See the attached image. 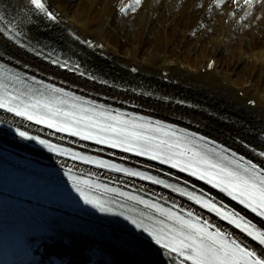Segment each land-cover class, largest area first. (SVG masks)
Listing matches in <instances>:
<instances>
[{
    "label": "snow or ice",
    "instance_id": "6c2138e0",
    "mask_svg": "<svg viewBox=\"0 0 264 264\" xmlns=\"http://www.w3.org/2000/svg\"><path fill=\"white\" fill-rule=\"evenodd\" d=\"M231 2L244 11L241 19L253 16L257 7L264 10V0H243L242 6L240 0ZM227 3L228 0H215L213 7H224ZM140 4L141 0H134L135 6L126 5L121 0L117 11L121 15H127L129 10L135 12L136 6ZM231 14L235 15V10ZM61 22L60 13L53 10L50 0H19L16 4H9L0 9V37L41 57L42 50L31 46L34 39L31 35L33 28L39 29L43 26L51 30L52 26H58ZM69 35L87 48L104 47L93 40L82 38L74 31H70ZM39 43L37 40V44ZM50 56L51 53L48 58L50 64L78 72L88 80L97 81L96 76L81 71L79 63L70 65L66 60L50 59ZM16 63L20 64V61L17 59ZM29 67L26 62L23 64V68ZM208 67L212 68L213 65L209 64ZM131 71L137 72L138 69L132 68ZM99 82L104 85L109 83L107 80ZM145 95L151 96L152 93ZM249 103L254 104L255 101ZM0 109L19 117L22 121L42 125L54 133L67 134L80 141H91L94 145L103 146L97 147L96 152H103L104 147L118 149L119 152L131 154L133 157H143L147 161L167 165L169 169L177 170V173H186L188 177L211 185L260 218V223H254L234 209H227V206L218 203L215 197L204 193L203 190H200L201 194H197L189 189V181H181L179 175L163 172L162 175L169 179L162 178L161 174L154 175L153 171L160 173L161 170L151 164L126 166L124 163L75 151L39 135H32L27 130V125L24 128L15 127V133L19 137L35 141L59 157L95 165L125 177L148 181L169 189L172 193H178L207 212L214 213L242 234L237 236L234 232H225L209 219L197 214L194 209H185L175 202L166 207L168 201L163 194L157 195L155 200L145 199L135 192H126L106 184H94L91 180L73 175L72 168L67 169L65 175L72 182V188L79 194L83 203L91 205L101 213L124 215L123 212H114L110 201L90 195L93 187H102L126 201L153 210L156 216H145L142 213V218L125 216V219L151 237L164 251L167 264H264V144L253 147L250 143H244L243 139L238 141L254 157L246 158L231 146L217 143L197 132L179 128L163 120H154L149 116L122 111L110 104L77 95L76 92L46 82L45 79H38L35 74L28 76L19 70H7L5 64H0ZM60 139L63 140V137ZM109 155L114 156L115 153ZM119 159L128 161L129 157L122 155ZM61 166L67 167L65 164ZM173 180L176 182H172ZM191 188L195 189V184H192ZM161 199L165 201L164 204L159 202ZM145 219L149 223H145ZM120 243L124 247H135L131 240H121Z\"/></svg>",
    "mask_w": 264,
    "mask_h": 264
},
{
    "label": "bare ground",
    "instance_id": "6f19581e",
    "mask_svg": "<svg viewBox=\"0 0 264 264\" xmlns=\"http://www.w3.org/2000/svg\"><path fill=\"white\" fill-rule=\"evenodd\" d=\"M120 1L50 0V3L62 17L61 26L70 28L82 38H93L104 45L105 57H90L91 62L107 65L124 80L131 77L127 68L136 64L142 81L138 83L148 86L150 93L151 86L161 90L174 85L164 83L166 76L163 73L169 72L167 78L176 80L174 86L179 88L167 90L180 89L185 96L194 95V100L202 106L200 113L186 114L189 121L223 138L243 139L245 142L256 139L251 131L257 130L247 129L245 124H259L264 134V10L257 7L253 16L242 19L240 24L231 13L235 10L237 17H243L244 11L233 3H227L219 11L204 13L205 7L213 0H141L135 12L129 10L127 15H121L117 11ZM123 3L135 6L134 0H123ZM240 4L243 5V0H240ZM176 25L182 33L188 31V35L169 41L171 30ZM246 26L256 30L250 39L247 36L251 30H246ZM158 30L163 32L164 44L158 42ZM112 32L117 34L118 40L112 36ZM139 32L142 36L138 41ZM193 34L197 36L196 39H192ZM234 38L239 39L240 60L244 59L249 64L243 86L237 84L240 73L230 65L227 66L228 73L220 76L217 69L204 74L199 67L183 62L184 53L197 55L203 49L210 59H217L218 64H222V51H218V46L220 42L224 43L223 48L229 43L231 45ZM215 43L218 44L217 48L214 47ZM81 50L85 52L84 48ZM174 53L179 55L175 56ZM255 76L260 81L258 86L253 81ZM240 92L244 94L243 98ZM120 98L135 103L133 98ZM137 99L136 103L149 107L155 113L164 116L179 113L170 105L150 100L144 103ZM249 101H256L257 106L253 108ZM212 108L216 115L213 119L206 116ZM226 115L237 118L241 126L227 123Z\"/></svg>",
    "mask_w": 264,
    "mask_h": 264
},
{
    "label": "rangeland",
    "instance_id": "374dc122",
    "mask_svg": "<svg viewBox=\"0 0 264 264\" xmlns=\"http://www.w3.org/2000/svg\"><path fill=\"white\" fill-rule=\"evenodd\" d=\"M178 27L179 26L176 25L171 30V36H172L171 37V41L177 36H183L182 35L183 33L179 30ZM116 28H118V27H116ZM246 28H248V26ZM117 31H120V28H118ZM252 34H256V30L251 29V31L248 32V35H249V36H247L248 39H250ZM162 35H163L162 32L160 30H158L156 37H157L158 42L160 44H162ZM112 36H114V38L118 40V36H117V34L115 32H112ZM141 36H142V33L139 32L138 36H137V40L138 41L140 40ZM234 39L235 40H234V42L231 43V45L229 43L226 46L227 48L226 49L224 48L222 50L221 55H222L223 63L219 64V69L218 70H219L221 76H225L228 73L227 72V66L228 65L232 66L234 71L236 69V72L240 73V75L238 76V80H237L238 83L237 84L239 86H243V84L246 83V81L244 79H245V75H246V72L248 70V65L249 64L246 63V61L244 59L240 60V58H239L240 56L238 54L239 45H237L239 43V39L238 38H234ZM217 46H218V44L215 43L214 47L217 48ZM220 50H221V48H220V46H218V51H220ZM174 54H175V56L179 55V53H174ZM209 59H210V57L208 56L207 51H205L203 49L200 50L199 53H197V55L196 54H192L190 52H188L186 54L184 53V55H183V62L184 63H186L187 65H189V63H190V64H192L194 66H197V67L205 65ZM253 81H255L257 86L260 83V81L258 80V76H255Z\"/></svg>",
    "mask_w": 264,
    "mask_h": 264
}]
</instances>
